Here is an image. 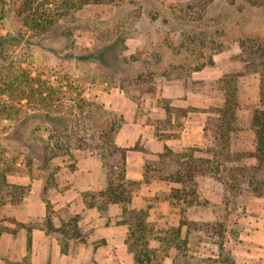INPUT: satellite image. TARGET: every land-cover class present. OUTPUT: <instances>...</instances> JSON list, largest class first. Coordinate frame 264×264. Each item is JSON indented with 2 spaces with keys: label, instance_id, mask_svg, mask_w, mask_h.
<instances>
[{
  "label": "rangeland",
  "instance_id": "obj_1",
  "mask_svg": "<svg viewBox=\"0 0 264 264\" xmlns=\"http://www.w3.org/2000/svg\"><path fill=\"white\" fill-rule=\"evenodd\" d=\"M0 36V86L6 73L39 78L23 99L0 87V103L13 106L0 107V163L24 187L18 204L0 190V230H11L0 232V264H134L121 206L98 197L119 169L118 157L95 148L113 121L126 174L141 180L129 207L150 205L159 230L185 222L162 264H264V166L251 127L262 77L239 45L264 39V0L88 3L44 33L22 25L19 1L0 0ZM182 166L192 170L191 205L167 198L181 186L167 174ZM46 198L56 227L77 218L75 238L46 229ZM41 234L61 251L68 242L55 262Z\"/></svg>",
  "mask_w": 264,
  "mask_h": 264
},
{
  "label": "trees",
  "instance_id": "obj_2",
  "mask_svg": "<svg viewBox=\"0 0 264 264\" xmlns=\"http://www.w3.org/2000/svg\"><path fill=\"white\" fill-rule=\"evenodd\" d=\"M19 1V15L21 17L22 25L29 31L35 33H44L52 29V27L57 24L61 16H65L70 13V8L76 10L88 3H107L114 2L118 0H14ZM255 1V0H253ZM58 3H62V6L56 8ZM6 37L0 36V42L5 40ZM240 49L243 54H246L249 58L251 57L252 62H256L258 67L261 69V81H260V99L259 104L253 109L251 114V127L255 137V150L253 156L259 162L261 166H264V39L257 38H244L239 40ZM4 82L1 84V91L8 95H11L12 91L16 90L19 92V99L33 96L36 90L34 86L35 83L39 80L36 76H31V71H28L27 74H23L22 79L17 78L12 73H6L3 75ZM37 85V84H36ZM28 90V91H27ZM40 93L43 90L40 88ZM45 99V98H44ZM235 97L225 101L224 111L227 113L232 110L233 113V101ZM2 112L7 111L8 107L13 108V106L8 105L7 103H0ZM47 116L49 114H46ZM52 120L58 119L57 117H49ZM116 122H111L109 127L110 133L106 132L104 136L99 140L100 143L95 144V148L102 153V156H116L119 158V169L118 171L109 170L108 171V184L107 187L100 191L98 197H105L107 203L119 204L122 208L123 219L122 223L128 224V234L125 242L128 245V248L134 255V264H162L163 258L166 254L161 252H166L171 248H175L177 251L178 245L177 239L180 237L182 232V227L185 224L183 221H179L178 226H171L166 230H159L155 225L150 222L147 218L150 214L149 208L150 205L146 208H130L134 197L137 195L135 192L141 185V180L131 179L126 174V153L128 148L121 147L117 145L114 138V127ZM77 147H83V142L77 144ZM34 156L37 158V151H33ZM5 163V162H4ZM186 171L183 166L180 167L179 172L171 176L172 173L167 174L169 178L174 177L175 181L181 184L180 187L172 188L171 193L167 196L169 203L176 199L178 203L186 202L188 205L193 204L195 198L193 193L195 190L187 188L188 178L191 177L190 174L192 170L190 166H185ZM12 168L10 165L5 164L3 166L0 163V190L3 188H10L8 190L9 200H6L5 203L9 202L11 204H18L22 199V190L23 186L10 183L7 180V173H10ZM145 175V174H144ZM168 178V179H169ZM3 196H1L2 198ZM90 197V198H89ZM96 194H89L86 197V205L92 207L96 205L95 198ZM89 198V199H87ZM166 198V199H167ZM3 199V198H2ZM2 202V203H4ZM47 215H46V229L48 231H55L61 235V239L65 238L70 240L75 238L78 234V223L77 218H73L69 222L62 223L59 227L54 225L52 220V204L50 199H45ZM175 203V201H174ZM100 209H105L103 204L97 205ZM69 225L73 226L72 228ZM11 231L10 228L3 227L1 231ZM27 230V244L28 248H31L32 239H31V227H26ZM161 231H164V234H160ZM159 242L161 251L159 248H156L151 245V241ZM176 240V241H175ZM67 242V241H66ZM66 242H62V251L65 252ZM180 248V247H179ZM180 250V249H179Z\"/></svg>",
  "mask_w": 264,
  "mask_h": 264
},
{
  "label": "crops",
  "instance_id": "obj_3",
  "mask_svg": "<svg viewBox=\"0 0 264 264\" xmlns=\"http://www.w3.org/2000/svg\"><path fill=\"white\" fill-rule=\"evenodd\" d=\"M99 219L101 220V219H103V217L101 216V217H99ZM36 233L37 232H34L33 233V235H34L33 236L34 237V240L33 241H35V234ZM40 237L41 238L42 237H45V240L44 241H46L47 244H48V246L46 247V249H48V247L51 248L52 260H53V262H55L57 259H59L62 256V251H61L59 242L55 241V238H54V240L52 242L50 241L51 244H49V236L48 235L45 236L44 234H41ZM43 249H45V244L41 246V250L42 251H43ZM131 257H133V256H131Z\"/></svg>",
  "mask_w": 264,
  "mask_h": 264
}]
</instances>
